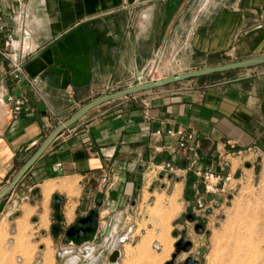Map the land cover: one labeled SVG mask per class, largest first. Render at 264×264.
Masks as SVG:
<instances>
[{"label": "crops", "instance_id": "1", "mask_svg": "<svg viewBox=\"0 0 264 264\" xmlns=\"http://www.w3.org/2000/svg\"><path fill=\"white\" fill-rule=\"evenodd\" d=\"M25 29L31 52L18 78L0 54V94L25 100L19 115L12 103L0 104V189L57 124L91 100L128 87L158 48L164 52L161 78L264 55V0H0V46L9 35L21 40ZM171 128L192 135L186 148L176 147ZM241 163L264 174V63L105 102L59 135L7 197L0 264L7 253L24 261L17 237L30 220L15 207L26 198V210H38L43 203L35 198L59 194L62 222L70 226L83 202L105 196L113 233L121 235L124 212L137 204L135 188L143 190L158 173L165 178L159 165L202 181L197 171L234 175ZM31 222L44 223L39 232L51 236V211ZM75 243L62 236L56 242ZM124 259L121 248L119 264Z\"/></svg>", "mask_w": 264, "mask_h": 264}, {"label": "rangeland", "instance_id": "2", "mask_svg": "<svg viewBox=\"0 0 264 264\" xmlns=\"http://www.w3.org/2000/svg\"><path fill=\"white\" fill-rule=\"evenodd\" d=\"M240 166L224 192L206 191L203 181L187 173L176 175L174 166L172 171L168 167L161 170L158 166L156 171L164 172L165 178L161 180L158 173L149 184L141 185L143 190L135 188L133 198L137 199V204L125 211L121 220L122 232L132 229L129 239L119 243L125 254L123 264H165L175 252V244L182 233L192 242V249L181 252L176 262L184 261L190 254L200 259L197 252L204 247V264H264V174L258 167L250 169L244 163ZM168 174H172L171 180ZM177 178L187 179L186 183L178 184L179 192L175 189L180 181ZM152 188L154 191L150 190ZM28 201L26 198L15 207L16 211L25 210L30 220L20 226L17 237V247L22 250L24 261L18 262L7 253L2 257V264H29L32 254V264H61L64 258L57 254L62 247L56 244L58 237L51 233L50 237L42 235L39 231L44 223L31 222L33 216H40L42 220L48 212L54 214L53 196L48 199L46 193L44 202L35 198L39 205L43 203V208L38 210L27 211L25 204ZM106 210L105 204L101 207L103 223L112 216ZM187 214H192L194 220H189ZM180 219H184L183 222ZM197 223L203 224V233L196 232ZM4 227L5 223H2L0 241L6 237ZM176 231L178 236L174 235ZM205 236L207 241L203 240ZM78 247L76 252H79Z\"/></svg>", "mask_w": 264, "mask_h": 264}, {"label": "built area", "instance_id": "3", "mask_svg": "<svg viewBox=\"0 0 264 264\" xmlns=\"http://www.w3.org/2000/svg\"><path fill=\"white\" fill-rule=\"evenodd\" d=\"M29 36V31L24 30V37L21 40L14 41L11 35L8 36V40L5 41L4 46H0V54L9 60L12 64L14 77L18 78L19 74L23 71V63L25 59L29 56L31 52V46L26 41ZM164 52L160 48L153 52L152 56L146 62L144 67L140 70H137L132 76L131 80L128 83V86H133L137 84L152 82L161 79L162 73V62H163ZM12 103V114L19 115L24 111L25 100L22 97H17L8 94H0V104ZM161 131L156 132L157 135H160ZM167 134L175 138L176 147L179 149L186 148V140L192 138L191 134H186L185 130L182 128L178 129H168ZM170 151H174V148L169 147ZM196 160H192L190 163V168L194 166ZM161 170H165L166 167L173 170V167L170 164H161L159 165ZM197 177L201 178L204 186L203 188L206 191H224L226 185L232 180L233 175L230 173H223L214 171L212 168L206 170H200L196 172ZM98 231V236L103 238V242H85L80 245L78 248L79 252H76V246L74 245H64L57 251L59 257L64 258V261L61 264H111L108 262L109 255L119 248V243H124L129 236L131 235L132 229H129L127 232L122 233L119 236H115L112 233L109 237L103 236V229ZM119 238V241L116 240ZM74 262H72V260ZM119 264V261H118Z\"/></svg>", "mask_w": 264, "mask_h": 264}, {"label": "water", "instance_id": "4", "mask_svg": "<svg viewBox=\"0 0 264 264\" xmlns=\"http://www.w3.org/2000/svg\"><path fill=\"white\" fill-rule=\"evenodd\" d=\"M264 63V55L251 57L248 59L240 60L237 62H232L228 64H223L219 66L214 67H207L202 68L198 70L189 71L182 74H176L168 77L161 78L156 81L137 84L133 86H128L122 89L115 90L111 93L104 94L100 97H97L90 102L84 104L79 109H77L70 117L59 123L57 126H55L51 132L45 137V139L41 142V144L38 146L36 151L32 154V156L22 165V167L17 171V173L13 176V178L8 182L3 188L0 189V214L3 212L6 203H7V197L10 195V193L14 190L16 185L19 183V181L23 178V176L32 168V166L36 163V161L42 156V154L47 150V148L52 144V142L61 135L66 129L70 128L74 124H76L80 119H82L89 111L94 109L95 107L122 97L131 96L135 94H139L141 92L154 90L158 88H162L165 86H168L170 84H174L177 82L185 81L188 79L200 77L203 75H208L216 72H223L231 69H237V68H245V67H251L259 64ZM56 201H60V197L56 196ZM98 214L95 213L93 218L86 217L80 220V222L84 223L87 221H91V226L87 229L79 228L76 232L78 233L79 237H83L85 231H92L94 229V225L96 223ZM187 218L189 220H194V216L192 214H188ZM184 219H180V222H183ZM113 227V219H110L108 225L105 228L104 235L110 236L112 232ZM74 228H70L67 232V237L74 234L72 232ZM195 230L197 233H203L204 226L201 223H197L195 226ZM57 231V228H54V232ZM208 233V232H207ZM175 236H178V232H174ZM204 241H207V237L205 236L203 238ZM176 250L171 255V259L168 260L165 264H204V259L202 258L205 248L200 247L198 249L197 255L200 257V259L196 258L194 254H190L185 258L182 262H176L177 256L181 252H189L192 249V242L190 240H186L184 237V233L181 234L180 239L175 244ZM121 252L120 249H115L109 256V263L111 264H118V259L120 258Z\"/></svg>", "mask_w": 264, "mask_h": 264}, {"label": "flooded vegetation", "instance_id": "5", "mask_svg": "<svg viewBox=\"0 0 264 264\" xmlns=\"http://www.w3.org/2000/svg\"><path fill=\"white\" fill-rule=\"evenodd\" d=\"M91 192H92L91 190L87 191L86 195L89 196L91 194ZM56 196H59V195H55V197ZM55 197H54V210H53L54 223L52 225L51 232H50L52 234V236H57V237L62 236V238L68 242H70V241L76 242L75 244H73L76 247L82 245L85 242H95V243L103 242V238L98 236V231L100 228H102V226L104 224L101 220V217H102L101 207L103 205V198L101 195L91 196L85 202H83L82 213L76 219V221L70 226H66L62 222V215L60 212V206L62 204L61 197L59 196L60 197L59 202L56 201ZM95 213L98 214V217H97L96 223L94 225V229L90 232L85 231L84 236L79 237L78 233L76 232L79 228L87 229L88 227L91 226V221H87V222L82 223V222H80V220L83 218H86V217L93 218ZM187 215H186V217H187ZM110 219H112V218L107 219V221L105 222V227L103 229V236H105L104 231H105V228L108 225ZM113 227H114V221H113ZM113 227H112L111 234L113 233ZM54 228H57L56 232H54ZM70 228H74L72 230V232H74V234L71 236H68V239H66L67 232ZM105 237H109V236H105ZM116 249H119V248H116ZM120 252H121V248H120ZM120 257H121V255H120ZM119 260H120V258L118 259V261ZM108 262H109V257H108ZM100 263L101 262H99L98 264H100Z\"/></svg>", "mask_w": 264, "mask_h": 264}, {"label": "bare ground", "instance_id": "6", "mask_svg": "<svg viewBox=\"0 0 264 264\" xmlns=\"http://www.w3.org/2000/svg\"><path fill=\"white\" fill-rule=\"evenodd\" d=\"M180 188H181L180 185H176V187H175V189H176L177 192L180 191ZM177 194H178V193H177ZM171 201H172V200H171ZM116 241L118 242V241H119V238H118ZM257 256H258V255H257ZM257 256H254V257H257ZM252 258H253V257H251V259H252ZM253 259H254V258H253ZM74 260H75V259H73L72 262H74ZM252 263H253V262H252Z\"/></svg>", "mask_w": 264, "mask_h": 264}]
</instances>
